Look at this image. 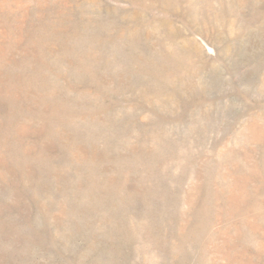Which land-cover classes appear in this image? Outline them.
<instances>
[{"label": "rangeland", "instance_id": "1", "mask_svg": "<svg viewBox=\"0 0 264 264\" xmlns=\"http://www.w3.org/2000/svg\"><path fill=\"white\" fill-rule=\"evenodd\" d=\"M0 264H264V0H0Z\"/></svg>", "mask_w": 264, "mask_h": 264}]
</instances>
